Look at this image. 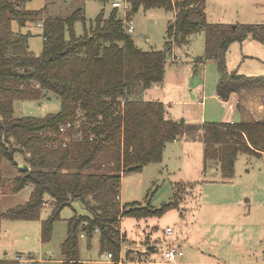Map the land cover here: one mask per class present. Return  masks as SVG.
Here are the masks:
<instances>
[{"label": "trees", "instance_id": "trees-1", "mask_svg": "<svg viewBox=\"0 0 264 264\" xmlns=\"http://www.w3.org/2000/svg\"><path fill=\"white\" fill-rule=\"evenodd\" d=\"M127 1L128 19L140 7L173 13L164 49H139L118 8L112 7L109 14L100 11L79 37L73 25L81 10L65 18L44 19L42 49L34 55L29 51V34L14 32L12 21L24 25L38 12L24 9L18 0H0V183L1 164L7 160L18 169L8 183L10 192L31 188L28 200L2 212L0 220H38L48 204L50 212L40 224L41 240L47 241L60 211L73 200L80 201L89 213L67 219L60 264H83L78 237L95 232L101 253H110L111 264H119L124 240L121 218L161 215L176 205V199L160 208L120 200L122 177L160 162L165 145L185 133L184 120L167 116L162 101L130 97L136 88L162 85L167 55L174 45L187 44L197 32H204L205 56L216 60V93L223 100L241 88L264 87V75L228 73L225 63L234 41L251 38L264 44V24L208 23L204 0ZM45 92L59 97L58 112L44 117L13 116L14 100L38 99ZM202 142L204 160H217L221 179L228 181L234 176L239 153H264V119L204 123ZM17 154L23 159L20 165ZM133 261L127 254L125 262ZM0 264L20 262L4 259Z\"/></svg>", "mask_w": 264, "mask_h": 264}, {"label": "rangeland", "instance_id": "rangeland-1", "mask_svg": "<svg viewBox=\"0 0 264 264\" xmlns=\"http://www.w3.org/2000/svg\"><path fill=\"white\" fill-rule=\"evenodd\" d=\"M18 1L24 9L38 12L24 25H19L16 20L12 21L14 32L29 34V51L34 55H39L42 49L43 36L40 23L44 19L65 18L73 11L81 10L73 25L74 35L79 37L84 34L85 27H89L100 11L109 14L113 9L110 0L105 2L99 0ZM204 6L206 21L211 24H264V0H204ZM118 11L122 17L120 9ZM127 16L126 14V18H129ZM131 18L134 29L130 34L139 49L148 51L165 48L166 27L173 18L172 12L163 8L144 9L140 7ZM66 37L69 38L68 33ZM204 38V32L199 31L192 36L189 43L181 46L174 45L167 55L163 85L145 90L136 88L130 95L134 100H160L165 104L167 116L192 123L188 139L194 136L196 122L220 121L225 115L224 106L214 96L219 76L217 63L215 59L205 56ZM210 53L211 51L208 54ZM243 54L249 57L245 62L241 58ZM255 56H258L260 60L256 61L252 58ZM201 57L204 63L196 65L195 68L191 63L192 58ZM225 63L226 70L235 69L238 72L254 73L255 76L264 75V44L251 38H246L242 42L234 41L229 45L225 54ZM199 86L202 89H199ZM200 101L203 103L201 104ZM59 109V97L45 92L38 99L14 100L13 116L15 118L44 117L58 112ZM204 110H206V116L201 119ZM195 140L197 139H192V141ZM181 146L176 141L168 142L160 162L149 163L140 171L131 172L122 177L120 186L122 204L134 202L139 206L160 208L163 204L176 199V205L161 215L145 218L123 216L121 218L120 230L124 235V240L120 250L123 260L119 264H148L136 262L137 259L141 262L147 261L146 253L149 254L150 259L156 261V264H171L173 261L165 258L164 252L170 246H174L170 244L171 241L182 237V232H185L186 226L193 219L195 212L199 210L197 206L204 194L205 199L203 200H213L209 204L218 202V200L223 201V206L219 208L223 209L221 211L224 215L227 214L226 217H231L227 220L232 222V225L226 226L228 232L224 236L209 233L210 237H207L204 245L206 258L217 260L215 264H264V186H247V184L243 186L241 184L243 187L226 186L222 192H213V189L219 187L218 184L216 186V184L207 183L204 186L205 183L201 182L200 175L195 177L194 172L189 173L187 167L184 168L181 165V159L178 157ZM190 146L192 155H195L197 143H192ZM16 160L19 165L23 163L20 154L16 155ZM1 169L3 180L0 183V190L3 194L0 198L2 195L5 196L0 199V209L5 211L24 204L29 198L30 188L25 186L16 193H9L8 183L17 174L18 169L7 160L2 162ZM210 174L208 169L205 175L208 177ZM241 180H250L243 183L264 181V157L239 155L235 162V175L232 181ZM245 188H248L246 194L249 198L240 200V191ZM228 189H237L238 192L230 194ZM220 195L227 198L215 199L214 196ZM227 195H231L233 199H228ZM210 207L208 206L207 209ZM213 211L214 209L210 212ZM49 212L50 207L47 204L42 209L38 220L1 219L0 258L22 254L28 258L39 259L38 264H59L57 260L61 257L60 244L67 234V219L89 212L80 201L73 200L71 205L65 206L60 211L59 219L53 223L50 238L42 241L40 221L45 219ZM167 226L173 229L172 235L166 233ZM149 245H154L155 248L148 249ZM78 253L83 264H111L107 262L111 259L106 256V252L101 253L100 251L97 232L92 236L83 234L78 237ZM127 254L134 257L135 261L125 262ZM178 259L176 257L175 260ZM20 264L27 263L22 261Z\"/></svg>", "mask_w": 264, "mask_h": 264}, {"label": "crops", "instance_id": "crops-1", "mask_svg": "<svg viewBox=\"0 0 264 264\" xmlns=\"http://www.w3.org/2000/svg\"><path fill=\"white\" fill-rule=\"evenodd\" d=\"M173 56L175 57L176 55H173ZM257 57L258 56H255L252 58H255L256 61L260 60V58H257ZM241 58H242V61L245 62V60H247L249 57H247V55L243 54ZM191 63L194 64V67L196 68V65L203 64L204 60L192 58ZM232 71H237V70H235V69L227 70L228 73H230ZM246 72H248V71H246ZM246 72H238L237 71V73H239V74L248 75V76H255L254 73H251V72L246 73ZM218 75H219V73H218ZM218 79H219V76H218ZM217 83H218V80H217ZM217 83H216V87H217ZM157 86L158 85L152 86L151 88L157 87ZM159 86H161V85H159ZM216 87H215L214 96L216 97L218 102H220V104L223 106V99L217 95ZM199 89H202V88L199 86ZM238 94H239L240 102L238 104L236 111L234 112V116L236 117L235 119L233 118L234 122H253L256 120L264 119V87L241 88L238 90ZM201 97H203V96H201ZM200 103L202 104L203 101H200ZM205 116H206V110H204V112L202 113L201 119H204ZM223 120L224 119L222 118V120H220V121L203 120L200 122H196V128L194 129L195 132H194V136H193L194 139H197L195 141H192L193 138L188 139L190 136V129H192L190 127L192 125V123L186 122L184 120V122L186 123L185 133L182 134L176 140V143H180V145H182L180 148V153L178 154V157H180V159H181L180 160L181 165H183L184 168L187 167L189 173L194 172L195 177L200 175L201 182L204 181V183H205L204 186H206L207 183L216 184V186L218 184L219 187H216V189H213V192H222L226 186L234 188L235 185L243 187V186H246V184H247V186L257 185L256 187H258V186L263 187L264 184L262 182H264V181H260V183L259 182L256 183V181L251 182V183H243L245 181H250V180H241V181H234L233 182L232 180H233L234 176L232 179H230L228 181H223L221 179V176H220L217 160H214V159L204 160V158H203V142H202V125L204 123H208V122H221ZM192 143H197V146L195 148V155H192V148L190 146ZM163 153H164V151H163ZM241 154H246V153H239L237 155V157ZM248 155H252V154H248ZM255 156L264 157V153L261 155H255ZM235 162H236V160H235ZM208 169L210 170L211 174L207 177L205 175V173ZM234 175H235V173H234ZM195 177H193V178H195ZM30 191H31V188H30ZM228 191L230 192V194L238 192L237 189H235V190L228 189ZM246 191H248V188L247 189L245 188V189L240 191V194H241L240 200H242V199L247 200L249 198L248 195L246 194ZM9 193H10V190H9ZM1 194H3V193L0 190V195ZM7 194H6V196H7ZM235 195H237V194H235ZM4 196L5 195H2L3 198H4ZM204 196H205V194L201 197V200L199 201V205L197 206L199 210H197L195 212L193 219L186 226L185 232H182V234H181L182 237L176 238L175 241L170 242V244L171 245L173 244L174 246L173 247L170 246L169 248H176V249L182 251V255L178 256L179 259L174 260L173 262H171V264H215L218 262L217 260L206 258V252H205L204 245L207 242V237H210L209 233L212 235H218V236L220 234H222V236H224L228 232L226 230V226L232 225V222H231V220H227V218H231V217H226L227 214L224 215V212L221 211L223 209L219 208V206H223L222 205L223 201L218 200V202L209 204L210 201H213V200H209V201L203 200V199H205ZM227 196H228V199H230V198L233 199L231 195H227ZM2 197L0 199H2ZM214 197H215V199L216 198H220V199L221 198H227L226 196L223 197L222 195L214 196ZM214 197H212V199H214ZM120 200H121V195H120ZM234 202H235V200H234ZM204 203H207V205L206 204L204 205ZM235 204L237 206L236 202H235ZM208 206H211V207L207 209ZM213 209H214V211L210 212ZM2 212H4V211H2L0 209V214ZM228 212H230V210ZM211 225H213V227H211ZM167 227H169V226H167ZM172 234H173V232H172ZM172 234H170V235H172ZM151 248H155V246L149 245L148 249H151ZM169 248H167V249H169ZM182 248H184L185 250H183ZM16 256L22 257V260H17L19 262L24 261L27 264H38V262H40L39 259H36L34 257L28 258V257L23 256L22 254H16L14 257H8V256L2 257L1 256L2 258H0V261L4 260V259H10V260L13 259L14 260L16 258ZM51 256H52V254L49 256V259L51 258ZM145 256L148 257V260L144 261V262L139 261L140 263L156 264V261L150 259L149 254L146 253ZM46 257H47V255H46ZM57 261L60 264V262L62 261V256ZM107 262H111V260H108ZM127 263H129V262H127Z\"/></svg>", "mask_w": 264, "mask_h": 264}, {"label": "built area", "instance_id": "built-area-1", "mask_svg": "<svg viewBox=\"0 0 264 264\" xmlns=\"http://www.w3.org/2000/svg\"><path fill=\"white\" fill-rule=\"evenodd\" d=\"M110 5L113 8H118L120 9V11L122 12V18H123V22H124V27L126 28V30L128 32H132L134 29V24L132 22V18L128 19L126 18V14L129 10V2L127 0H110ZM240 102L239 99V94L237 92H232L229 94V96L223 100V106L225 108V115H224V122H228V123H233V116H234V112L236 111L238 104ZM66 126H69V124H67ZM61 127L60 130L64 131L65 127ZM97 231V230H96ZM173 230L171 227H167L166 228V233L167 234H172ZM83 236V235H81ZM182 255V251L176 249V248H169L166 249L164 252V257L167 258L169 261H174L176 257L181 256ZM106 256L108 258H111V254L110 253H106ZM16 260H22V257L20 256H16L15 258Z\"/></svg>", "mask_w": 264, "mask_h": 264}]
</instances>
